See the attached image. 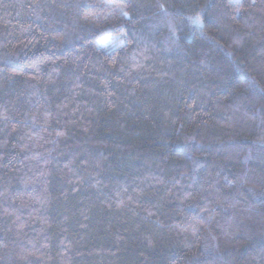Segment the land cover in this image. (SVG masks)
I'll return each instance as SVG.
<instances>
[{
    "label": "trees",
    "instance_id": "16d2710c",
    "mask_svg": "<svg viewBox=\"0 0 264 264\" xmlns=\"http://www.w3.org/2000/svg\"><path fill=\"white\" fill-rule=\"evenodd\" d=\"M0 264H264V0H0Z\"/></svg>",
    "mask_w": 264,
    "mask_h": 264
}]
</instances>
